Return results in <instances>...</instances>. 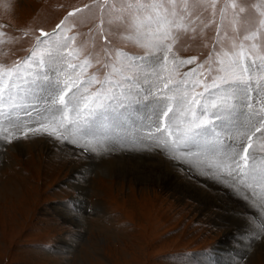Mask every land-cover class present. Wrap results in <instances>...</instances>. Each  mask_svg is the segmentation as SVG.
Here are the masks:
<instances>
[{
	"label": "snow or ice",
	"instance_id": "obj_1",
	"mask_svg": "<svg viewBox=\"0 0 264 264\" xmlns=\"http://www.w3.org/2000/svg\"><path fill=\"white\" fill-rule=\"evenodd\" d=\"M93 7L104 41L102 77L88 74L101 59L84 51L69 23ZM197 8L216 27L203 61L181 57L177 47L182 35L197 32L190 28ZM248 11L254 15L241 36L236 24ZM112 14L124 26L122 40L145 49L143 56L111 47L105 24ZM227 25L234 35L226 47ZM4 36L0 31V44ZM138 104L147 106L146 118L122 131ZM37 137L86 153L148 150L224 185L264 217V0L250 7L240 0H92L75 7L52 32L39 30L26 57L0 63V146ZM238 215L247 218L242 209ZM252 223L256 231L245 224L240 239L264 234V219Z\"/></svg>",
	"mask_w": 264,
	"mask_h": 264
},
{
	"label": "rangeland",
	"instance_id": "obj_2",
	"mask_svg": "<svg viewBox=\"0 0 264 264\" xmlns=\"http://www.w3.org/2000/svg\"><path fill=\"white\" fill-rule=\"evenodd\" d=\"M240 2L250 7L260 0ZM91 3L0 0V31L7 41L0 44V63L26 57L40 29L52 32L71 9ZM253 15L248 11L240 17L236 28L241 36L250 27L245 21ZM111 19V24H105L112 33L111 47L129 56H143L145 49L122 40L125 31L118 14ZM209 19L202 9L193 10L195 23L190 28L196 27L197 32L181 36L177 44L181 57L203 61L208 56L216 40V27ZM73 22L77 43L101 59L88 74L102 77L106 70L104 41L96 35L98 10H85L70 18L69 23ZM225 30L227 47L234 33L230 25ZM191 67L179 68L178 73ZM147 112L145 104L134 106L121 130H134ZM110 119L120 123L118 117ZM171 164L148 150L87 154L71 143L47 137L2 144L0 264H264V234L239 238L245 224L256 231L252 220L264 219L260 210L195 170L186 173ZM154 175L160 179H153ZM240 208L247 218L238 216Z\"/></svg>",
	"mask_w": 264,
	"mask_h": 264
},
{
	"label": "bare ground",
	"instance_id": "obj_3",
	"mask_svg": "<svg viewBox=\"0 0 264 264\" xmlns=\"http://www.w3.org/2000/svg\"><path fill=\"white\" fill-rule=\"evenodd\" d=\"M125 152H126V150H125ZM135 153V152H134ZM137 154V153H136ZM3 156V155H2ZM94 156V155H93ZM148 156V155H147ZM3 161V160H2ZM98 166H100V165H98ZM154 168V167H153ZM152 168V169H153ZM165 170V169H164ZM161 172V171H160ZM192 172V171H191ZM156 174V173H155ZM161 174V173H160ZM199 175V174H198ZM199 178V177H198ZM206 178V177H205ZM139 179L140 180H145V181H150L151 180V178H149V177H143V176H139ZM153 179H155V180H159L160 179V177L159 176H157V175H154V177H153ZM164 179V178H163ZM192 179V178H191ZM204 179V178H203ZM173 180V179H172ZM176 180V179H175ZM184 180V179H183ZM210 180V179H209ZM161 182H165L164 180H160ZM159 181V182H160ZM168 181V180H167ZM205 181V180H204ZM204 181H202V182H204ZM213 181V180H212ZM74 182V181H73ZM175 182V181H174ZM185 182H186V180H185ZM194 183V182H193ZM159 184V183H158ZM206 184H208V183H206ZM188 185H192V183H188ZM86 186V185H85ZM176 186V185H175ZM194 186H196V185H194ZM197 187V186H196ZM194 189V188H193ZM204 189V188H203ZM213 189V188H212ZM191 190V189H190ZM225 190H228V189H225ZM158 191V190H157ZM196 191H197V189H196ZM201 191V190H200ZM216 192V191H215ZM214 192V194H216ZM158 193V192H157ZM208 193V192H207ZM210 194V193H209ZM192 195V194H191ZM204 195V194H203ZM186 196V195H185ZM200 196V195H199ZM213 197V196H212ZM226 197V196H225ZM216 198V197H215ZM202 199V198H201ZM214 199V198H213ZM212 199V200H213ZM220 199H221V197H220ZM184 200V199H183ZM199 200V199H198ZM217 200V199H216ZM215 201V200H214ZM225 201H227V200H225ZM220 202V201H219ZM245 203V202H244ZM84 204V203H83ZM200 204V203H199ZM220 204H222V203H220ZM77 205V204H76ZM201 206V205H200ZM226 206V205H225ZM229 206V205H228ZM246 206V205H245ZM249 206H250V204H249ZM252 206V205H251ZM217 207V206H216ZM227 207V206H226ZM247 207V206H246ZM205 208V207H204ZM203 208V209H204ZM207 208V207H206ZM209 208V207H208ZM227 209V208H226ZM241 209V208H240ZM255 209V208H254ZM206 210V209H205ZM251 210V209H250ZM257 210V209H256ZM224 211V210H223ZM249 211V210H248ZM229 212V211H228ZM69 213V212H68ZM230 214V213H229ZM235 215V214H234ZM216 216V215H215ZM239 216V215H238ZM227 217V216H226ZM232 217V216H231ZM76 218V217H75ZM218 218V217H217ZM223 218V217H222ZM233 218V217H232ZM238 219V218H237ZM241 219V218H240ZM261 219V218H260ZM245 220V219H244ZM243 220V221H244ZM220 222H222V221H220ZM232 223V222H231ZM243 223V222H242ZM233 224V223H232ZM237 224V223H236ZM234 225V224H233ZM249 225V224H248ZM235 227V226H234ZM240 228V227H239ZM238 228V229H239ZM230 229V228H229ZM237 229V230H238ZM241 230V229H240ZM231 231V230H230ZM239 231V230H238ZM236 232V231H235ZM255 232V231H254ZM225 233V232H224ZM228 235H231V234H228ZM237 235V234H236ZM238 236V235H237ZM228 237H230L231 238V236H228ZM255 237V236H254ZM258 237V236H257ZM246 239V238H245ZM235 241V240H234ZM243 241V240H242ZM250 246V245H249ZM232 247V246H231ZM248 247V246H247ZM232 250V249H231ZM248 250V249H247ZM232 252V251H231ZM231 256V255H230ZM231 258V257H230ZM231 261V260H230ZM231 264V263H230Z\"/></svg>",
	"mask_w": 264,
	"mask_h": 264
}]
</instances>
